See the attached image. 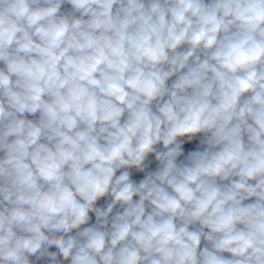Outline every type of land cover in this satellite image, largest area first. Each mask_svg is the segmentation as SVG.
<instances>
[{"label": "clouds", "instance_id": "9594fccd", "mask_svg": "<svg viewBox=\"0 0 264 264\" xmlns=\"http://www.w3.org/2000/svg\"><path fill=\"white\" fill-rule=\"evenodd\" d=\"M0 264H264V0H0Z\"/></svg>", "mask_w": 264, "mask_h": 264}]
</instances>
